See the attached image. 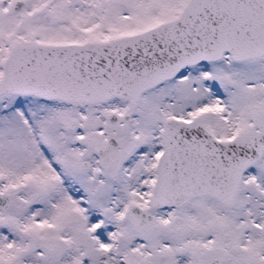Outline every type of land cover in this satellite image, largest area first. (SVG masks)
<instances>
[{"label": "snow or ice", "instance_id": "6c2138e0", "mask_svg": "<svg viewBox=\"0 0 264 264\" xmlns=\"http://www.w3.org/2000/svg\"><path fill=\"white\" fill-rule=\"evenodd\" d=\"M0 264H264V0H0Z\"/></svg>", "mask_w": 264, "mask_h": 264}]
</instances>
